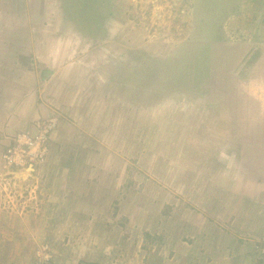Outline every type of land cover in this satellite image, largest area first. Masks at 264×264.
<instances>
[{"label":"rangeland","instance_id":"1","mask_svg":"<svg viewBox=\"0 0 264 264\" xmlns=\"http://www.w3.org/2000/svg\"><path fill=\"white\" fill-rule=\"evenodd\" d=\"M1 125L0 264H263L264 0H0Z\"/></svg>","mask_w":264,"mask_h":264},{"label":"built area","instance_id":"2","mask_svg":"<svg viewBox=\"0 0 264 264\" xmlns=\"http://www.w3.org/2000/svg\"><path fill=\"white\" fill-rule=\"evenodd\" d=\"M47 128L41 130L36 134H30L27 131L22 130L14 134L12 143L4 150L2 157L9 163L22 164L24 160H29L34 165H40L47 159L48 146H47ZM50 130V129H49ZM19 158L18 160L16 158ZM31 164V165H33ZM261 261L264 264V256Z\"/></svg>","mask_w":264,"mask_h":264},{"label":"crops","instance_id":"3","mask_svg":"<svg viewBox=\"0 0 264 264\" xmlns=\"http://www.w3.org/2000/svg\"><path fill=\"white\" fill-rule=\"evenodd\" d=\"M0 129H6V126L5 125H1L0 126ZM3 131V130H2ZM1 133H5L4 131L3 132H1ZM0 133V134H1ZM3 134H2V136H3ZM5 149V148H4ZM3 149V150H4ZM31 168H32V166H31ZM33 169V168H32ZM259 191L260 190H257L256 191V194H258L259 195ZM263 198H260V200H262ZM260 203V205H264V202H259ZM262 218V214H261V212H260V210L257 208H255V212L253 213V216H251L252 217V224H250L249 222H245V226H246V228H245V230H243V232H241V231H239V229H238V236L239 237H241L240 235H243V236H245V235H248V234H250L251 233V231L252 230H250L251 229V227L250 226H252L253 225V227L255 226L256 227V225H257V223H256V220L257 219H260V217ZM242 220H243V218H242ZM248 224V225H247ZM230 225V224H229ZM254 227V228H255ZM254 230V229H253ZM222 231L226 234V236H224V239L226 240V243H230L231 242V237H234L235 236V234H234V232H236L234 229L233 230H231L229 227H227L225 230L224 229H222ZM247 232V233H246ZM264 233V232H263ZM224 235V234H223ZM241 239L242 238H239L238 239V241L240 242L241 241ZM186 247V246H185ZM228 248V247H227ZM228 252H229V249H228ZM260 260V259H259ZM260 262L262 263V261L260 260Z\"/></svg>","mask_w":264,"mask_h":264},{"label":"trees","instance_id":"4","mask_svg":"<svg viewBox=\"0 0 264 264\" xmlns=\"http://www.w3.org/2000/svg\"><path fill=\"white\" fill-rule=\"evenodd\" d=\"M67 4H68V3H67V1H66V2H65V5H66V6H65V7H66V8H65V9H66L65 11H66V13L69 14L68 18H71V19H72L74 16H73V14L71 15L72 11L70 10V7H69ZM104 16H105V15H103L102 17H104ZM74 18H75V17H74ZM75 19H76V18H75Z\"/></svg>","mask_w":264,"mask_h":264}]
</instances>
